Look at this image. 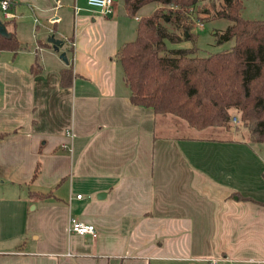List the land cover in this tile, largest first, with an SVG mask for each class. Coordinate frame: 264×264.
I'll use <instances>...</instances> for the list:
<instances>
[{
    "label": "crops",
    "instance_id": "crops-1",
    "mask_svg": "<svg viewBox=\"0 0 264 264\" xmlns=\"http://www.w3.org/2000/svg\"><path fill=\"white\" fill-rule=\"evenodd\" d=\"M15 1L24 47L0 50V264H264V143L131 103L116 54L145 16L123 0L110 15Z\"/></svg>",
    "mask_w": 264,
    "mask_h": 264
},
{
    "label": "trees",
    "instance_id": "trees-1",
    "mask_svg": "<svg viewBox=\"0 0 264 264\" xmlns=\"http://www.w3.org/2000/svg\"><path fill=\"white\" fill-rule=\"evenodd\" d=\"M222 2L210 19L225 18L231 24L214 34L218 43L233 40L234 44L202 57L195 47H168L193 40V24L200 27L208 20L194 22L200 0H123L131 18L147 4L158 7L139 18L135 39L120 47L116 59L132 104L150 107L158 114H173L195 129L227 127L235 109L249 141L264 143V20L243 18L240 0ZM198 12L209 15L206 8ZM2 21L9 35L0 34V50H21L24 45L13 22ZM36 66L33 72L38 71ZM72 78L71 67L61 71L63 87L69 86ZM37 172L38 165L34 175Z\"/></svg>",
    "mask_w": 264,
    "mask_h": 264
},
{
    "label": "rangeland",
    "instance_id": "rangeland-1",
    "mask_svg": "<svg viewBox=\"0 0 264 264\" xmlns=\"http://www.w3.org/2000/svg\"><path fill=\"white\" fill-rule=\"evenodd\" d=\"M240 1L242 3L241 16L243 18L250 20H264V0H240ZM82 2L83 0H80V3ZM222 5H223L222 0H200L198 9L195 10L194 22L202 21V18L204 19L207 18L208 20L204 21L202 27L196 26L195 23L193 24L192 26V31L194 30L193 40L190 39L182 40L181 42H177L173 44L170 43V45L175 46L176 48L195 47L197 49L198 55L202 57L207 56L210 53L229 49L234 44V41L229 40L218 43L214 33L216 30L219 32L224 30L229 24H231V21L225 18L210 19V16H212L214 11L220 9ZM202 8L208 9L209 15L204 13H199L198 10H201ZM152 10L153 8L151 5L143 6L138 12V15L141 14L143 16L146 15L149 16V14L152 13ZM176 32H180V30H176L175 33ZM33 37H34L33 30L31 31L27 26L22 27L21 30L22 41L31 44L33 41L32 40ZM235 115L239 118V122L232 123L231 121H229V125L225 128L226 129L231 128L232 130L234 129V131L238 132V136H243L244 138L249 140L247 128L240 121L239 112L236 110H235Z\"/></svg>",
    "mask_w": 264,
    "mask_h": 264
},
{
    "label": "built area",
    "instance_id": "built-area-1",
    "mask_svg": "<svg viewBox=\"0 0 264 264\" xmlns=\"http://www.w3.org/2000/svg\"><path fill=\"white\" fill-rule=\"evenodd\" d=\"M89 9L102 14L110 15L114 12L115 0H85ZM16 6L15 0H0V18L1 20H11L15 17L14 7ZM30 10L33 9L31 5H27ZM136 18V17H135ZM37 19H35V22ZM202 27V26H201ZM51 31V30H50ZM69 43L72 41L68 39ZM230 121L232 123H238L239 118L236 115H232ZM81 199V194L76 196ZM70 231L78 235H89L91 237L96 236V230L93 224L85 223L83 221L72 218L70 220ZM219 258L209 259V264H218Z\"/></svg>",
    "mask_w": 264,
    "mask_h": 264
},
{
    "label": "water",
    "instance_id": "water-1",
    "mask_svg": "<svg viewBox=\"0 0 264 264\" xmlns=\"http://www.w3.org/2000/svg\"><path fill=\"white\" fill-rule=\"evenodd\" d=\"M0 34L3 37H8L9 33L7 32V29L3 23V21L0 18ZM47 42L52 44L53 49L56 51H59V49L62 47L63 43L60 39L56 38L54 35H51L50 37L47 38ZM60 58L64 61L67 62V57L64 52L60 53Z\"/></svg>",
    "mask_w": 264,
    "mask_h": 264
}]
</instances>
